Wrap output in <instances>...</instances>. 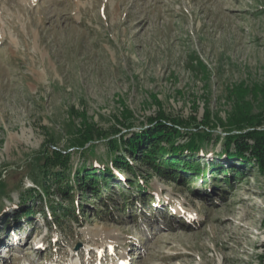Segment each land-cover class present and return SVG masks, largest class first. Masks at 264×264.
Wrapping results in <instances>:
<instances>
[{"label":"rangeland","instance_id":"1","mask_svg":"<svg viewBox=\"0 0 264 264\" xmlns=\"http://www.w3.org/2000/svg\"><path fill=\"white\" fill-rule=\"evenodd\" d=\"M238 110L264 114V0H0V264H261L264 173L224 141L161 153L177 180L125 155L152 185L144 194L109 161L105 136L85 156L69 150L90 125L121 119L129 136L161 113ZM55 149L72 152L74 171L109 166L110 207L77 191L67 230L48 203L68 201L40 187ZM32 188L42 198L23 199Z\"/></svg>","mask_w":264,"mask_h":264},{"label":"trees","instance_id":"2","mask_svg":"<svg viewBox=\"0 0 264 264\" xmlns=\"http://www.w3.org/2000/svg\"><path fill=\"white\" fill-rule=\"evenodd\" d=\"M149 120L154 119L150 118ZM263 123L264 114H246L238 110L229 115L227 119L217 117L214 120L210 116H206L203 120L204 125L196 123L195 118L192 120H174L172 123L157 121L149 126L141 127L137 131L130 132L129 136L123 132L121 133L118 129L113 130L111 133L120 132V135H110L108 130L101 128L97 130V127L90 125L86 127V131L76 135L69 150L71 148L80 150V155L85 156L97 146L96 141L93 140L95 134L100 135L99 137L105 136L106 140H104V143L110 152L109 161L113 164L123 165L131 171L134 174V179L131 180L133 186L144 194L151 183L149 181L142 183L136 177L139 172L125 158V155L136 154L139 161H145L150 164V167H147V174L149 175H151V172L148 170H151L156 174L169 176L177 180L179 174L173 170L167 171V164L164 165L163 161H160L163 159L161 153L172 155L173 157L170 159L172 161L176 159V154L201 150L204 148L206 141L214 138L215 142L224 141V154H227L230 159L245 161L264 173ZM217 127H221L224 131L217 133ZM181 137L185 138L184 142H178ZM164 142H166V145L163 144ZM93 152L95 153V150ZM164 162L169 164L168 161ZM73 165L71 151L55 149L50 155L44 157L40 167L44 174L40 180V187L43 192L47 195L50 194L51 190L60 192L64 196L66 203L68 201V204H62L49 199L48 203L53 209V215L56 217L59 226L64 230H67L70 220H79V215L77 214L79 203L75 199L77 191H80L83 199L87 197V194L93 197L98 196L97 199L101 201L106 209L110 207L107 203L108 198H112L106 194L109 191L107 185L110 181L109 176L105 174L108 172V163L103 164L102 169H105L103 173H97L96 167H88L87 162L77 167L75 171L73 170ZM237 173L240 174V171ZM72 174H74L73 179L71 178ZM103 181L105 183H101ZM131 193L130 195L123 194V208L133 204L134 198H132L133 194L131 195ZM28 194L30 196L39 195L42 198L41 193L35 191L34 188L24 192L22 198H29V196L25 197ZM262 248L260 263L264 264V244H262Z\"/></svg>","mask_w":264,"mask_h":264},{"label":"water","instance_id":"3","mask_svg":"<svg viewBox=\"0 0 264 264\" xmlns=\"http://www.w3.org/2000/svg\"><path fill=\"white\" fill-rule=\"evenodd\" d=\"M160 115H161L162 117H158V118H157V117H151V118L154 119V120H150V124H151V123H155V122H157V121H166V122H168V123H172L174 120H179V119H175V118H172V117H167L166 114L164 115L163 113H161ZM193 118L196 119V123L201 124V125H204V124H203V120H204L205 117H203L202 119L199 120L196 116H193V117H191L190 119H185V120H192ZM180 120H181V119H180ZM183 120H184V119H183ZM118 122L120 123V124H119L120 128H116V127L114 126V128H113L111 131L108 130V132H112V131L115 130V129H118V130H120V131L122 132V130L124 129L123 126L128 127V126L131 125V124L128 123V122L121 121V119H118ZM99 136H100V135L95 134L93 140H94V141H98V140H100L101 137H99Z\"/></svg>","mask_w":264,"mask_h":264},{"label":"bare ground","instance_id":"4","mask_svg":"<svg viewBox=\"0 0 264 264\" xmlns=\"http://www.w3.org/2000/svg\"><path fill=\"white\" fill-rule=\"evenodd\" d=\"M105 235V234H104Z\"/></svg>","mask_w":264,"mask_h":264}]
</instances>
